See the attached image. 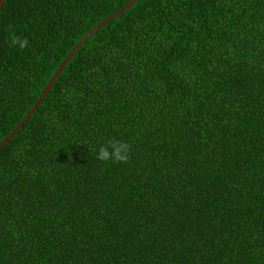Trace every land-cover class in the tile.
I'll return each instance as SVG.
<instances>
[{
	"label": "trees",
	"instance_id": "1",
	"mask_svg": "<svg viewBox=\"0 0 264 264\" xmlns=\"http://www.w3.org/2000/svg\"><path fill=\"white\" fill-rule=\"evenodd\" d=\"M127 1L4 0L0 140ZM0 264H264V0H136L93 32L0 147Z\"/></svg>",
	"mask_w": 264,
	"mask_h": 264
},
{
	"label": "water",
	"instance_id": "2",
	"mask_svg": "<svg viewBox=\"0 0 264 264\" xmlns=\"http://www.w3.org/2000/svg\"><path fill=\"white\" fill-rule=\"evenodd\" d=\"M136 0H128L125 4H123L120 8L115 10L114 12L108 14L104 18H102L98 23H96L92 28H90L76 43L75 45L68 51V53L64 56V58L61 60V62L58 64L52 75L50 76L49 80L45 84V86L42 88L41 92L37 96V98L34 100L30 108L27 110V112L22 116V118L19 120V122L12 128V130L4 136L0 140V147H2L10 138H12L15 133L20 129V127L27 121V119L31 116V114L34 112L38 104L40 103L41 99L44 97V95L47 93V91L52 86L53 82L55 81L56 77L60 73V71L63 69V67L66 65L68 60L74 55V53L80 48V46L84 43V41L97 29H99L104 23L109 21L110 19L116 17L117 15L124 12L127 8H129ZM4 0H0V11L3 6Z\"/></svg>",
	"mask_w": 264,
	"mask_h": 264
},
{
	"label": "clouds",
	"instance_id": "3",
	"mask_svg": "<svg viewBox=\"0 0 264 264\" xmlns=\"http://www.w3.org/2000/svg\"><path fill=\"white\" fill-rule=\"evenodd\" d=\"M9 39L11 41V46H19L21 50L29 45V41L26 37L21 38L15 35V33H10ZM130 150L131 146L127 142L112 139L109 140L107 144L100 146L97 159L101 161L112 160L113 162L127 163L130 159Z\"/></svg>",
	"mask_w": 264,
	"mask_h": 264
}]
</instances>
